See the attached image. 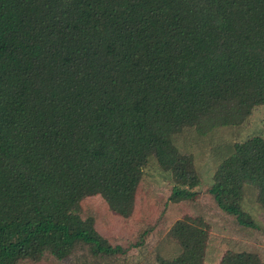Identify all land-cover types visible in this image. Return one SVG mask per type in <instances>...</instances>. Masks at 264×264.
<instances>
[{
    "label": "trees",
    "instance_id": "16d2710c",
    "mask_svg": "<svg viewBox=\"0 0 264 264\" xmlns=\"http://www.w3.org/2000/svg\"><path fill=\"white\" fill-rule=\"evenodd\" d=\"M264 107V0H0V264L123 253L84 217L101 197L123 218L155 166L173 203L203 181L180 147ZM218 138V137H216ZM207 192L240 226L264 209V134L217 141ZM210 225L179 222L178 256L206 264ZM219 264H264L228 250Z\"/></svg>",
    "mask_w": 264,
    "mask_h": 264
},
{
    "label": "rangeland",
    "instance_id": "374dc122",
    "mask_svg": "<svg viewBox=\"0 0 264 264\" xmlns=\"http://www.w3.org/2000/svg\"><path fill=\"white\" fill-rule=\"evenodd\" d=\"M260 133L264 134L263 106L239 128H229L198 143L190 135L180 137V147L195 156L203 181L195 201L171 202L172 185L155 166L147 168L137 191L134 213L129 218L113 213L101 197L87 198L82 205L84 217H93L97 230L123 253L95 257L86 250L66 260L47 255L38 263L22 261L19 264H158L159 259L173 258L182 251L181 240L173 233L174 227L179 222L199 218L211 228L206 264H219L228 250L257 253L264 263V209L254 199H248L243 209L252 216L258 229L244 228L219 210L207 192L217 167L213 151L217 141L233 143Z\"/></svg>",
    "mask_w": 264,
    "mask_h": 264
}]
</instances>
